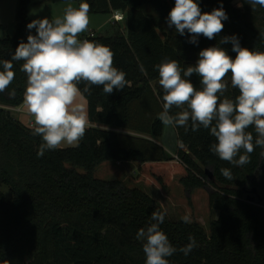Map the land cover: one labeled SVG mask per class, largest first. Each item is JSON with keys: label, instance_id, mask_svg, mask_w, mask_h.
Here are the masks:
<instances>
[{"label": "trees", "instance_id": "obj_1", "mask_svg": "<svg viewBox=\"0 0 264 264\" xmlns=\"http://www.w3.org/2000/svg\"><path fill=\"white\" fill-rule=\"evenodd\" d=\"M78 1L90 5L89 13H124L123 31L94 32L89 41L113 51V66L126 73L128 84L110 95L102 86L88 94L78 85L95 125L87 126L78 147L61 146L39 157L42 138L32 134L34 122L25 125L11 110L23 102L27 86L24 61H12L14 80L0 92V264H145L136 234L153 222V211L164 210L140 187L97 177L96 166L106 160L135 161L139 176L162 192L179 174L186 197L202 188L209 207L218 210L208 230L165 214L160 227L175 248L187 245L190 236L198 245L187 256L177 251L169 264H264V148L255 147L249 163L234 166L210 151L216 139L208 129L174 127L175 161L157 142L164 129L158 119L164 93L155 67L165 59L177 60L181 68L195 66L201 50L217 45L234 59L231 42L220 43L233 35L241 47L264 52V7L253 9L245 0H195L202 12L222 6L228 19L213 39L200 35L193 44L187 30L180 35L168 26L175 0ZM29 2L17 0L15 33L0 37V61L11 60L19 43H27ZM188 79L201 87L197 74ZM225 80V96L235 99L239 90L232 88L230 73ZM248 131L255 138L254 127ZM221 168L231 169L233 179L223 177Z\"/></svg>", "mask_w": 264, "mask_h": 264}, {"label": "clouds", "instance_id": "obj_2", "mask_svg": "<svg viewBox=\"0 0 264 264\" xmlns=\"http://www.w3.org/2000/svg\"><path fill=\"white\" fill-rule=\"evenodd\" d=\"M245 2L253 9L257 5L264 7V0ZM89 11L86 2L78 8L69 4L62 17L33 20L27 28H35L36 35L29 34L27 43L20 42L11 60L0 61V92L14 80L12 61H24L21 71L27 75V86L23 103L34 117L32 134L42 138L39 157L62 144L78 147L83 139L88 116L84 105L78 102L82 99L78 85L83 83V93L88 94L92 86H102L103 92L110 95L128 84L126 73L113 66L114 53L109 47L78 39L88 30ZM116 19L122 17L117 15ZM227 19L222 6L209 13L202 12L195 0H175L167 23L180 35L187 30L191 34L189 43L196 44L200 35L211 40L221 33L222 21ZM229 42L236 53L234 59L217 45L201 50L195 66L181 68L177 60L170 59L155 66L164 93L158 119L166 127H184L187 131L190 125L192 131L208 129L216 139L210 151L219 159L242 167L250 162L255 147L264 148V52L241 47L235 35L220 41ZM194 73L200 77L199 89L188 79ZM229 73L232 88L239 90L235 99L225 96V77ZM173 108L180 111L171 114ZM249 127H254L255 138ZM180 146L183 148V143ZM220 172L226 179H233L231 169L221 168ZM165 214L153 211V222L136 234L143 245L145 264H169L167 258L177 251L187 256L198 246L190 236L187 245L175 248L160 227ZM182 220L191 223L187 214Z\"/></svg>", "mask_w": 264, "mask_h": 264}, {"label": "rangeland", "instance_id": "obj_3", "mask_svg": "<svg viewBox=\"0 0 264 264\" xmlns=\"http://www.w3.org/2000/svg\"><path fill=\"white\" fill-rule=\"evenodd\" d=\"M17 0H0V37L12 36L15 33V8ZM81 2L78 0H30L27 5V14L31 20L62 17L65 8L71 4L78 8ZM89 25L86 32L81 33L78 39H82L89 30H95L101 34H114L123 31V23L112 25L109 23V12H91ZM103 25V26H102ZM101 27V29H99ZM36 35V29H28V35ZM83 96V95H82ZM170 152L176 151L177 138L174 127L164 126L162 136L158 139ZM69 146V145H68ZM107 162H114L106 160ZM99 165L96 166V168ZM95 168V171H96ZM128 171V169H127ZM109 172H111L109 170ZM95 173V172H94ZM122 167L108 174V177L119 178L129 186H137L146 191L152 198L160 203L167 216L172 220H181L184 215H189L191 221L199 222L205 230H208L209 221L217 215L218 210L208 205L207 192L202 188H195L191 191L190 197H186L182 185L178 182V175L174 174L167 192H162L150 178L139 176L138 171L134 175H125ZM98 176V175H96Z\"/></svg>", "mask_w": 264, "mask_h": 264}, {"label": "crops", "instance_id": "obj_4", "mask_svg": "<svg viewBox=\"0 0 264 264\" xmlns=\"http://www.w3.org/2000/svg\"><path fill=\"white\" fill-rule=\"evenodd\" d=\"M115 11L109 12V17H108L109 23L112 24V25H115V24L120 23V22L123 21L122 23L124 24V13L122 11L117 10V11H119V12H121L123 14V18L121 20H118V21H113L112 20V13L115 12ZM102 26H100L99 29H101ZM92 31H94L95 34H97V32L95 30H92ZM78 102H80V103H82L84 105L85 110L87 112V102H86V98L84 96H82V99H79ZM11 110H12V113H13L14 117H16L18 120H20L25 125L31 126L33 124L34 117H32L31 114L28 113V111L25 108L23 102H21V104L15 106V107H12ZM91 125H95V124L94 123H91L88 120V126H91ZM61 146H68V145L67 144H62ZM178 146H179V142L177 140V145H176V148L175 149H177ZM164 149L169 154H172V155L175 154V151L174 152H170L165 147H164ZM119 167H122L123 170L126 171V174L125 175H129V174L134 175V172L137 171V163L135 161H114V162L104 161V162H101L99 164V166L96 168L95 175H98L97 177H100V178L109 179L111 177H108L107 175L108 174H112V172L113 173L116 172V170L119 169ZM127 169H128V171H127ZM109 170L111 172H109ZM177 175H178V182H179V176L180 175L179 174H177ZM179 184H180V182H179Z\"/></svg>", "mask_w": 264, "mask_h": 264}, {"label": "built area", "instance_id": "obj_5", "mask_svg": "<svg viewBox=\"0 0 264 264\" xmlns=\"http://www.w3.org/2000/svg\"><path fill=\"white\" fill-rule=\"evenodd\" d=\"M117 15H119V16H121V17L123 18V14H122L121 12H119V11H115V12L112 13V20H113V21H118V20L116 19ZM119 20H121V19H119ZM92 36H94V31L89 30V31L86 33V35H85L81 40H85V39L89 40V38L92 37ZM173 156H174V160H176V161L179 160V159H178V156H177L176 154H173Z\"/></svg>", "mask_w": 264, "mask_h": 264}, {"label": "water", "instance_id": "obj_6", "mask_svg": "<svg viewBox=\"0 0 264 264\" xmlns=\"http://www.w3.org/2000/svg\"><path fill=\"white\" fill-rule=\"evenodd\" d=\"M253 191H255V190L253 189Z\"/></svg>", "mask_w": 264, "mask_h": 264}]
</instances>
